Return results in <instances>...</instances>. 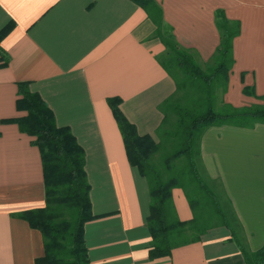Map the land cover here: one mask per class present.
<instances>
[{
    "label": "crops",
    "instance_id": "crops-1",
    "mask_svg": "<svg viewBox=\"0 0 264 264\" xmlns=\"http://www.w3.org/2000/svg\"><path fill=\"white\" fill-rule=\"evenodd\" d=\"M177 42L211 61L220 45L216 14L239 22L225 103L264 105V0H155ZM0 264H36L42 233L18 214L45 205L41 153L13 120L19 84L40 95L57 125L85 152L95 219L85 226L90 264H246L243 250L264 246V124L207 129L199 169L216 193L233 234L207 225L199 240L152 259L147 225L150 187L131 165L110 100L139 136L159 142L161 104L177 86L161 65L166 53L155 24L131 0H0ZM8 65H5V63ZM249 93L245 94V89ZM181 221L193 219L181 189Z\"/></svg>",
    "mask_w": 264,
    "mask_h": 264
},
{
    "label": "trees",
    "instance_id": "trees-1",
    "mask_svg": "<svg viewBox=\"0 0 264 264\" xmlns=\"http://www.w3.org/2000/svg\"><path fill=\"white\" fill-rule=\"evenodd\" d=\"M143 8L155 24L156 38L166 47L161 65L174 79L177 90L161 104L163 122L157 130L159 142L141 137L119 109L120 100H110L123 135L128 159L147 178L150 187V214L147 225L152 236V259L171 256L173 250L198 241L207 225H232L219 199L199 169L201 140L214 126L251 128L264 124V105L235 108L221 101L218 92L228 90L234 65L233 42L240 35L239 22L216 14L221 41L212 66L202 68L199 57L183 48L173 29L166 24L163 8L155 0H131ZM6 31L0 33V41ZM0 54L2 51L0 49ZM5 65H8L7 61ZM245 94L249 89H245ZM18 110L27 116L13 120L22 133L35 138L45 183V205L22 212L18 217L42 233L45 254L36 264H90L85 243V226L95 219L91 186L85 171V152L71 130L59 127L52 110L28 85L19 84ZM264 99V97H263ZM171 151L163 165L157 157ZM181 189L193 211V219H179L173 191ZM191 235V236H190ZM246 264H264V246L256 252L243 250Z\"/></svg>",
    "mask_w": 264,
    "mask_h": 264
},
{
    "label": "rangeland",
    "instance_id": "rangeland-1",
    "mask_svg": "<svg viewBox=\"0 0 264 264\" xmlns=\"http://www.w3.org/2000/svg\"><path fill=\"white\" fill-rule=\"evenodd\" d=\"M200 62V65H201V67L202 68H207V67H209V66H212L213 64V62L212 61H210L209 63H207V64H204V63H202L201 61H199ZM177 90V89H176ZM222 93H221V91H219L218 92V100H219V107H221V101L223 100V98H222ZM171 154V151H166L163 155H161L160 157H157V159H158V161H157V164L158 165H163V162H164V160H165V158L168 156V155H170ZM191 236V235H190Z\"/></svg>",
    "mask_w": 264,
    "mask_h": 264
}]
</instances>
